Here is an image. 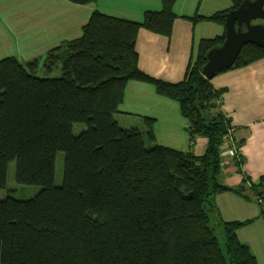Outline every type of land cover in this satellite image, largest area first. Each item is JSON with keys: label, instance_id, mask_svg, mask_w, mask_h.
Wrapping results in <instances>:
<instances>
[{"label": "trees", "instance_id": "16d2710c", "mask_svg": "<svg viewBox=\"0 0 264 264\" xmlns=\"http://www.w3.org/2000/svg\"><path fill=\"white\" fill-rule=\"evenodd\" d=\"M231 1L208 18L224 25L225 13L243 0ZM174 2L146 10L142 21L95 10L81 35L49 50L41 65L38 58L0 59V188L11 160L18 182L41 185L33 197L0 199V264H258L236 234L250 220L219 219L221 246L210 217L212 194L235 189L218 179L229 129L216 102L222 90L201 72L207 51L225 33L199 41L180 81L138 67V29L170 35ZM261 57L264 49L247 43L231 67ZM58 61L61 75H38L40 66L47 73ZM131 79L178 101L189 136L206 138L201 155L146 147L144 136L154 140L153 118H144L145 130L120 126L114 114ZM74 122L85 124L78 134ZM60 150L63 178L56 185Z\"/></svg>", "mask_w": 264, "mask_h": 264}, {"label": "crops", "instance_id": "0c3cea01", "mask_svg": "<svg viewBox=\"0 0 264 264\" xmlns=\"http://www.w3.org/2000/svg\"><path fill=\"white\" fill-rule=\"evenodd\" d=\"M162 1L0 0V59L12 56L25 63L38 58L41 65L49 50L63 48L66 42L81 35L83 25L95 10L142 21L144 12L161 9ZM231 6V0H175L170 35L144 27L138 29L135 42L138 67L168 82L182 80L199 41L225 33L224 25L208 16ZM197 16L204 17L196 19ZM58 62L47 73L41 66L38 71L51 76L57 64L60 67ZM210 82L215 89L222 90L216 102L218 110L229 120L228 133L220 148L218 179L235 188L212 194L215 212L210 217L218 228L219 219L250 220L237 228L236 234L250 247L258 264H264V199L260 194L264 190V57L243 66L223 69ZM116 113L124 117L120 120L126 128L137 127L132 125V120L138 119V128L145 130L144 118H153L152 144L196 155L205 151L206 138L189 136L188 119L181 114L178 101L158 94L151 83L128 80ZM141 121L143 128L139 125ZM230 136L239 151L236 156L229 155ZM236 188L241 191L237 192Z\"/></svg>", "mask_w": 264, "mask_h": 264}, {"label": "water", "instance_id": "95a60500", "mask_svg": "<svg viewBox=\"0 0 264 264\" xmlns=\"http://www.w3.org/2000/svg\"><path fill=\"white\" fill-rule=\"evenodd\" d=\"M264 0H243L225 13V37L219 46L210 48L202 74L211 79L234 63L243 45L256 44L264 49Z\"/></svg>", "mask_w": 264, "mask_h": 264}, {"label": "rangeland", "instance_id": "374dc122", "mask_svg": "<svg viewBox=\"0 0 264 264\" xmlns=\"http://www.w3.org/2000/svg\"><path fill=\"white\" fill-rule=\"evenodd\" d=\"M38 75L43 76L44 74H42L41 71H38ZM50 75L51 76L61 75L59 64H57V66L53 69ZM114 117L119 120L124 118L118 115L117 113L114 114ZM133 117L135 116L133 115L131 119H133ZM132 122H133L132 125H135L138 127V119L132 120ZM119 123H120V126L125 125V123L122 120H120ZM139 125L140 126L142 125L141 127L143 128L144 127L143 121H141ZM84 127H85V124L83 122H74L72 124V132L74 134H78ZM144 141H145L146 147H151L153 145L150 141L146 139L145 136H144ZM222 157H225V154L223 155V152H222ZM63 167H64V151L60 150L56 153V160H55L54 183L56 185H60L62 183ZM40 189H41V185H38V184H25V183L18 182L16 179V161L11 160L8 163L6 185L0 188V199L6 196H12L17 199H26V198L33 197ZM215 232L218 236L221 246H223L224 237H223L222 230L216 227Z\"/></svg>", "mask_w": 264, "mask_h": 264}, {"label": "built area", "instance_id": "2783aa9c", "mask_svg": "<svg viewBox=\"0 0 264 264\" xmlns=\"http://www.w3.org/2000/svg\"><path fill=\"white\" fill-rule=\"evenodd\" d=\"M230 134H228L229 136ZM230 146H228V151H229V155H238L239 154V151H238V148H237V145L235 144V141L231 138L230 136Z\"/></svg>", "mask_w": 264, "mask_h": 264}]
</instances>
